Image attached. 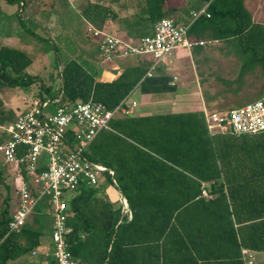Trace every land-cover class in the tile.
Masks as SVG:
<instances>
[{
  "label": "trees",
  "instance_id": "obj_1",
  "mask_svg": "<svg viewBox=\"0 0 264 264\" xmlns=\"http://www.w3.org/2000/svg\"><path fill=\"white\" fill-rule=\"evenodd\" d=\"M165 1L146 0L144 33L135 39L153 35L155 23L170 17L161 10ZM203 3L210 18L197 20L189 36L236 46L245 66L254 64L264 72V25L253 20L246 0L189 4L198 9L196 4ZM3 15L0 8V20ZM84 15L106 30L108 19L117 13L89 3ZM97 60L90 53L67 60L58 74L61 88L51 99L62 96L67 108L96 101L115 110L135 89L144 95L174 90L170 77H147L150 60L121 69L111 80H99ZM31 64L26 52L0 46V92L33 85L38 78L26 73ZM51 90L43 89L38 97H49ZM17 118L0 96V129ZM7 140L4 131L0 145ZM86 157L114 172L106 174L116 181L129 211L123 215V207L113 206L97 188L83 186L76 192L68 207L67 240L80 264H245L244 250L264 253V134L212 136L202 111L130 115L114 118ZM9 200L8 193L0 208V264H41L46 260L41 250L54 225L50 201L44 198L22 230L11 233Z\"/></svg>",
  "mask_w": 264,
  "mask_h": 264
},
{
  "label": "built area",
  "instance_id": "obj_2",
  "mask_svg": "<svg viewBox=\"0 0 264 264\" xmlns=\"http://www.w3.org/2000/svg\"><path fill=\"white\" fill-rule=\"evenodd\" d=\"M207 7L191 13L190 19L179 23L172 18L159 20L153 35L141 39H124L88 25V33L95 39L100 58L113 63L120 58L150 57L153 61L147 77L179 48L192 49L220 43L218 40H190L191 27L202 16L210 18ZM61 97L52 100L37 97L32 107L18 115L17 120L2 129L9 140L0 145L5 164L11 166L20 181V204L10 222V232H20L39 203L48 198L54 225L50 237L52 253L48 264H80L70 250L68 235L69 202L81 187L96 188L100 177L112 170L89 161L86 152L110 122L129 116L131 110L119 106L109 110L96 101L77 103L72 107L61 104ZM52 107V111L49 109ZM132 107H136L133 103ZM210 135L235 136L264 134V96L242 107L225 112L204 111ZM41 168H44L42 171ZM117 187V183L113 180ZM203 196L212 198L206 191ZM125 212L128 203L123 198ZM247 255V252H243ZM34 255L37 252L33 253ZM252 264V261H249Z\"/></svg>",
  "mask_w": 264,
  "mask_h": 264
},
{
  "label": "rangeland",
  "instance_id": "obj_3",
  "mask_svg": "<svg viewBox=\"0 0 264 264\" xmlns=\"http://www.w3.org/2000/svg\"><path fill=\"white\" fill-rule=\"evenodd\" d=\"M22 1L27 6L20 12ZM88 1H100L103 4L113 6L128 2V0H19L15 3H9L7 0H0V8L4 13L0 20V46L3 42L8 47L26 52L32 60V64L26 70V73L38 78L33 85L27 88H6L0 92L5 105L14 110L16 115L28 111L43 89L52 88L49 98L59 92L62 83L58 74L62 65L69 59L80 60L81 56L90 51V54L98 58L96 67L101 80H111L121 69L140 63L141 60L135 57L116 60L113 63L105 62L100 58L97 42L88 33V21L84 15V8ZM9 15H11V18H9ZM37 22L43 26L45 25V27L36 26L35 23ZM105 31L109 32L110 30ZM113 34L115 35V33ZM116 35L124 38L121 34ZM11 37L17 40L12 42ZM181 54L178 58L179 62L173 67L177 71L178 79L176 92L152 97L143 95L139 89H135L129 96V103L135 102L137 104L133 114L143 116L145 113L158 111L156 110L158 105L150 106V100L154 99L184 103L182 106L176 105L173 110H170L172 112L202 110L205 99L209 111L212 112L229 111L258 100V98H253L234 101L221 98L214 103L208 102L207 91L209 90H207L206 84L203 83V87L199 90L200 81L205 79L207 72L213 74V79L217 81L219 87L224 85L229 88V82L232 80L231 73L237 69L240 70L239 67L231 62L225 52L215 61L206 63L203 66L196 62L188 51L183 50ZM100 74L104 75L101 77ZM172 103L168 104L169 109H171ZM49 111H52V107ZM3 133L4 131L0 129V136ZM10 169L11 166L5 164L4 156L0 153V171L4 178L3 182L0 183V208L3 207L4 199L9 193V204L13 214L20 204V181L10 172ZM99 183L102 190L107 193L113 192L115 188L110 184L106 175L100 177ZM7 185L9 189L6 188Z\"/></svg>",
  "mask_w": 264,
  "mask_h": 264
},
{
  "label": "crops",
  "instance_id": "obj_4",
  "mask_svg": "<svg viewBox=\"0 0 264 264\" xmlns=\"http://www.w3.org/2000/svg\"><path fill=\"white\" fill-rule=\"evenodd\" d=\"M192 2H195V0H192ZM89 3L107 6V7L111 8L114 12L117 13V16L115 19H113L112 17H110L108 19L106 30L109 29L110 30L109 33L112 32L111 34L115 33V35L121 34L124 36L125 39H135L134 36H139L140 34L144 33L143 25L146 23L144 22L143 18H146L147 16L143 17V11H144V7L146 4V0H128V2L118 3L116 6H113L111 4L110 5L103 4L100 1L99 2L88 1L87 5H85L84 11L86 10ZM189 3H190V0H166L162 5L161 10H162V12H169V14H170L169 18H172L179 23H185L190 19L192 12L199 11V10L208 6L207 3H203L201 5L196 4V7H198V9H194V7H190ZM21 6H24V9H25L27 4L24 1H22ZM246 7L252 13L253 20L256 23H261L264 25V0H246ZM187 10H189L188 16H186V14H185V12ZM9 18H11V15H9ZM35 24L38 27L43 26L41 23H38V22ZM89 24L93 25L92 23H90L88 21V25ZM155 25H156V23H155ZM155 25L153 27V33H154ZM43 27H45V25ZM189 39L193 40V41L198 40V39H195V38L190 37V36H189ZM11 40H12V42H14L17 39L12 38ZM135 40H137V39H135ZM1 44H2L1 46H7V45L3 44V42ZM207 47H209V48H207ZM183 50L188 51L192 55V58L195 59L196 62L200 63L201 66H203L206 63L215 61L216 59L221 57V55L224 54V52H225L228 55V57L231 59V62L235 66L239 67V69H240V70L237 69L236 71H232V73H231L232 80L229 82V88L225 87L224 85L219 87L217 81L215 79H213V76H212L213 74L207 72L205 79L203 81H200L199 90L203 87V83H205L206 86L208 87L207 90H209V91L206 90L208 93V102L214 103L217 100H220L221 98L225 99V100H234L235 101V100H239V99H248L249 100V99H253V98L262 97V94L264 93V72H263L262 67L256 68L254 66V64L245 66L244 65V62H245L244 56L238 52V47L235 46L232 48L230 46V48H229V47L225 46L224 44H222L221 42L216 43V44H212V45H205V46L197 45V46H194L190 50L186 49V48H179L176 51H174V53L170 57V61L172 64H169L168 62L162 63L153 71V76L170 77L172 80L170 82V85L174 86V90L171 92H167V93L152 94V95H146V96L157 97V96L173 94L176 92L178 79H177V71L173 67L177 62H179L178 58H179V56L182 55L181 52ZM228 51H230V52H228ZM89 53H90V51L87 52V54H85L83 56L88 57ZM135 58H138L140 60L147 59V60L152 61V59L150 57H135ZM122 59H128V58H120L117 60H122ZM138 63H135L132 66L137 65ZM103 75L104 74H100L101 77ZM98 78H99V80H101L99 77V73H98ZM204 98H205V93H204ZM167 102L172 103V102L165 100V99L150 100V106H153V105L157 106L158 105L157 106L158 108L156 109L158 111H154V113H145V115H143V116L184 113V112H172V111H170V110H173V108L176 105L182 106L184 103H181V102L175 103L174 102L171 104V109H169V107H168L169 103H167ZM133 103H135V102H133ZM133 103H129V97H128L127 100L125 101V105H123L124 109L131 110L130 115H136L133 113H134L135 108L137 107V104H136V107L133 108L132 107ZM147 110H150V109H147ZM205 110L206 111L210 110L208 107V103H207L206 99H205V102L203 104L202 110H196V111H202L204 113ZM192 112H194V111H192ZM119 117H127V116L120 115ZM10 172L13 174L12 170H10ZM103 175H106L108 177L110 184H112V186L115 188H114L113 192L107 193V192L102 190L101 185L99 183V185L96 187L98 189L99 195L108 198V200L111 202V204L113 206L118 207L121 205L123 207V215H125L127 213V212H125L124 205H123V198H125V197L119 191L118 187H116L113 184V181L111 180L109 174L105 173ZM99 181H100V179H99ZM49 247L52 249L50 238L47 240V247L44 250H41L42 253L44 254V256L46 257V260L43 261L41 264H48L51 261L50 255H51L52 251L50 252L48 250ZM244 251L247 252L246 256L243 253V255H244L243 259H244L245 264H249V261H252V264H264V253L263 252H253V251H247V250H244Z\"/></svg>",
  "mask_w": 264,
  "mask_h": 264
}]
</instances>
